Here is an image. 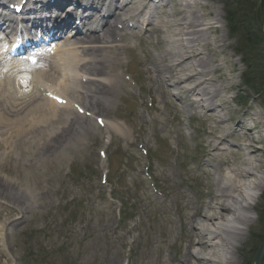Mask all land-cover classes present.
<instances>
[{
    "label": "rangeland",
    "instance_id": "rangeland-1",
    "mask_svg": "<svg viewBox=\"0 0 264 264\" xmlns=\"http://www.w3.org/2000/svg\"><path fill=\"white\" fill-rule=\"evenodd\" d=\"M170 1L164 2L163 10L171 11ZM177 1L185 6L191 2ZM254 1L199 0L204 9L212 11L208 21L218 18L219 27L213 35H226L227 47L219 60L227 61V79L215 103L230 101L228 108H219V114L229 116L230 134L240 120H248L244 113L260 111L264 115V0L257 2L256 12L252 10ZM149 35L148 47L155 41V34ZM128 44L130 64L121 61V69L116 68L115 74L129 87L120 96L107 89L111 93L107 117L120 122L126 118L132 133L124 136L112 132L113 137L98 133L80 138L79 144L78 137L75 146L62 154L36 153L31 160V154L16 153L19 160L11 157L0 168V182L25 181L33 174L43 182L44 170L54 166L49 170V182H45L47 192L41 187L35 196L21 193L25 202L21 207L27 205L29 212L15 210V201L0 194V231L5 222H11V226L6 224L5 233H0V264H186L183 253L189 244L187 233L193 234L195 243L202 241L187 217L197 211L199 196L205 202L201 214L207 213L213 201L205 194L215 191V167L225 156L233 158L232 149L242 131L228 137L222 150L207 147L211 140L207 132L214 124L212 119L204 120L207 110L191 107L187 112L186 104L191 100L181 99V87L167 88L169 95L165 97L158 80L155 86L153 78L148 80L151 73L147 74L146 53L133 48L137 40ZM152 51L155 55L153 47ZM168 99L174 105L166 104ZM260 126L258 138L264 141V123ZM9 141L14 144L16 138ZM25 144L17 149L22 150ZM103 146L108 159L101 155L100 160L97 151ZM149 165L156 185L153 178L144 176ZM70 166V173L62 172V167ZM105 169L107 185L102 183ZM227 203L232 205L231 200ZM251 214L248 233L236 253L231 250L227 254L237 259L229 264H253L264 242V191ZM221 239L225 244L227 237L222 235ZM210 253L209 246L203 248L205 256ZM191 261L199 264L194 258Z\"/></svg>",
    "mask_w": 264,
    "mask_h": 264
},
{
    "label": "bare ground",
    "instance_id": "bare-ground-1",
    "mask_svg": "<svg viewBox=\"0 0 264 264\" xmlns=\"http://www.w3.org/2000/svg\"><path fill=\"white\" fill-rule=\"evenodd\" d=\"M48 1L37 0L35 5L65 8L66 0ZM70 1L73 2L67 0V3ZM90 1L87 0L88 3ZM116 1L114 7H92L93 12L98 13L97 17L94 19L93 14L89 21L84 18L87 22L82 23V27L76 21L72 23L71 16L62 18L61 21H68V27L79 28L75 36L60 41L59 51L54 57L48 56L34 64L23 63L21 60L26 58L14 59L13 53L8 52L12 51L9 45L0 46V106H4L3 114H0V168L11 157L15 160L16 153L27 151L31 154L30 160L36 153L62 154L64 149L75 146L76 138L79 137V144L80 138L101 134V128L95 121H90L96 114V118L105 120L103 129L110 130V136L112 132L124 136L132 133L126 118L127 131L116 119L108 117L107 121L108 110L111 109V93H107V89L117 92L119 96L122 90L127 92L125 89L129 84L125 79L118 78L116 68L121 69L120 62L125 57V64H130L126 53L130 48L128 32L139 29L141 17L149 12L151 17L147 25L152 28L150 31L155 34V41L149 47L146 42L140 43L141 47L138 48L146 53L147 74L151 73L148 80H155L153 86L158 80L165 97L169 95L167 88L181 87L184 93L181 99L191 100L186 104L187 112L191 107L202 112L207 110L204 120L212 119L214 123L212 130L207 132L211 137L207 147L222 150L221 146L229 141L228 137L242 131L241 139L234 143L233 158L225 156L215 167L218 172L215 191L205 194L213 201L207 213L201 214V206L205 202H202L203 196H199L197 211L187 217L188 224H192V229L198 232L202 241L195 243L193 234L187 233L189 244L183 258L186 264H196L191 261L192 258L199 264L236 262L237 259L233 260L227 254L231 250L236 253L237 246L248 233L253 220L251 210L264 191V141L258 138L264 115L260 111H248L242 115L248 120H240L235 131L232 134L228 132L229 116L219 114V108H228L230 101L224 100L221 105L215 103L227 79L224 73L227 61L220 63L219 60L227 47L224 43L226 35H213L219 27L218 18L208 21L212 11L204 9L199 0H190L187 6L171 0L170 12L160 10L158 3H154L157 4L155 13L149 7V2L153 0ZM168 1L160 0L162 3ZM199 8L204 11L203 14H199ZM136 16L140 18L136 19ZM132 17L133 25H129V18ZM10 27L7 25L6 29ZM100 31L105 33L100 34ZM131 32L132 36H136L134 31ZM170 101L168 99L166 104L174 105ZM11 137H15L17 143L14 141V144H10ZM21 142L26 143L22 150L17 149ZM35 144L37 146L33 150ZM44 173L43 182L35 174L25 181L23 178L12 179L9 183L1 181L2 198L14 200L17 205L14 208L20 213L29 212L27 205L21 207L25 203L21 193L35 196L41 187L43 192H47L49 189L45 182H49L50 178L48 171L44 170ZM229 200L232 205L227 203ZM7 223L11 226V222H5L0 233L8 229ZM222 235L227 237L225 244L220 242ZM206 246L211 249L210 256L203 254Z\"/></svg>",
    "mask_w": 264,
    "mask_h": 264
},
{
    "label": "water",
    "instance_id": "water-1",
    "mask_svg": "<svg viewBox=\"0 0 264 264\" xmlns=\"http://www.w3.org/2000/svg\"><path fill=\"white\" fill-rule=\"evenodd\" d=\"M263 259H264V242L261 244L260 248L258 249L253 264H261Z\"/></svg>",
    "mask_w": 264,
    "mask_h": 264
},
{
    "label": "trees",
    "instance_id": "trees-1",
    "mask_svg": "<svg viewBox=\"0 0 264 264\" xmlns=\"http://www.w3.org/2000/svg\"><path fill=\"white\" fill-rule=\"evenodd\" d=\"M260 1H261V0H255V1H254V6H252V8H254V9H252L254 12H256V11H255V8H256L257 5H258L257 2L259 3ZM258 6H259V5H258ZM254 12H253V14L256 15V13H254ZM252 18H253V20H255V17H254L253 15H252ZM256 40H257V36H256Z\"/></svg>",
    "mask_w": 264,
    "mask_h": 264
}]
</instances>
